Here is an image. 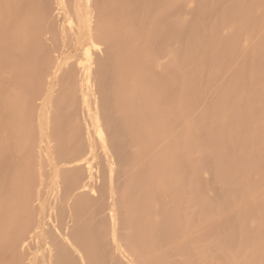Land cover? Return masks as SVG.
Listing matches in <instances>:
<instances>
[{
    "label": "bare ground",
    "instance_id": "bare-ground-1",
    "mask_svg": "<svg viewBox=\"0 0 264 264\" xmlns=\"http://www.w3.org/2000/svg\"><path fill=\"white\" fill-rule=\"evenodd\" d=\"M47 1L0 0V264H99L101 205L123 264H264V0H51L36 73Z\"/></svg>",
    "mask_w": 264,
    "mask_h": 264
},
{
    "label": "rangeland",
    "instance_id": "rangeland-1",
    "mask_svg": "<svg viewBox=\"0 0 264 264\" xmlns=\"http://www.w3.org/2000/svg\"><path fill=\"white\" fill-rule=\"evenodd\" d=\"M55 10V8H54V4H53V2L51 1V0H49V1H47V5H46V9H45V11H46V22L45 21H43L44 22V25H43V30L44 31H46L47 33H45L43 30H42V32H44V34H46V41L44 40V42L43 41H41V43L40 44H43V47H42V50L39 52V51H37V54H36V73H38L40 70H42L43 68L41 67L42 65H41V63L40 64H38L39 63V61H43V54L44 53H42L43 51L47 54V53H49L50 55H51V58L52 59H54L55 57H57L59 54L58 53H56L57 51H59V53H60V49H58L57 50V47H59V48H62L63 46H62V44H64V43H68L69 41L68 40H63L62 39V36H61V31H62V29H64V30H66V32H67V27L69 26L68 25V23L67 22H65V21H63L62 20V18H61V16H59V15H57L56 14V12L54 11ZM46 24V25H45ZM45 26V27H44ZM61 40V41H60ZM43 42V43H42ZM62 42H64V43H62ZM62 43V44H61ZM69 44H70V42H69ZM72 46V45H71ZM71 46H70V48H71ZM45 48V49H44ZM68 49L69 47H68V44H67V46H66V44L64 45V49ZM102 47H99V49H101ZM40 49H41V47H40ZM48 51V52H47ZM52 52V53H51ZM72 53L74 54V53H76V50H73L72 51ZM40 54H41V57H40ZM52 55H54L53 57H52ZM57 55V56H56ZM40 68V69H39ZM44 70V69H43ZM40 72H42V71H40ZM43 72H45V70L43 71ZM43 74V73H42ZM40 75H41V73H40ZM40 75H37V77L38 76H40ZM44 75L45 74H43V77H44ZM41 77V76H40ZM40 77H39V79H40ZM43 77H41V81L40 82H43L44 80H43ZM28 91H29V89H28ZM29 92H31V91H29ZM31 94V93H30ZM29 94V95H30ZM32 95V94H31ZM30 95V96H31ZM75 111H76V108H75ZM75 111H74V114H75ZM73 113V112H72ZM71 114V112L70 111H68V113H67V115H70ZM76 114H77V112H76ZM36 169H37V166H36ZM95 175H99V173H98V171H96L95 172ZM36 179H37V181H38V176H37V170L35 171V175H34V180L36 181ZM35 187L34 188H37V190L38 189H41L42 190V187H43V185L41 186V185H39L38 184V182H35ZM39 186V187H38ZM35 195V194H34ZM36 197H34V199H35ZM35 200H37V199H35ZM41 201V200H40ZM40 201L39 200H37V201H33V207H34V209H33V212L34 213H36L35 215L37 216L39 213V206L41 205V204H43V203H40ZM37 204L36 206H35V204ZM48 203H51V202H48ZM47 205V204H46ZM52 205L50 204V206L49 207H51ZM48 206H46V208H47ZM50 209V208H49ZM37 210V211H36ZM45 211V216H43L42 215V217L44 218L43 219V228L45 229V228H47L48 229V226H46L47 225V223H48V221H50V219H49V217L47 216V214H46V210H44ZM53 210L51 209V211L50 212H52ZM49 211L47 210V213H48ZM49 212V213H50ZM105 212H106V210H105V208H104V206L103 205H101L100 206V208H99V213H98V219H97V224H96V226L98 227V229H99V227H101L102 229H103V231H105V238H106V242L108 243L107 244V247H104L103 245H102V243L98 240V246H97V249H98V255H99V264H123V263H121L117 258H115L114 257V255H113V252H112V250H111V246H110V241H109V235H108V228H109V226H108V220H107V216L105 215ZM44 213V212H43ZM34 217V216H33ZM35 218H33V220H34ZM46 223V225H45V223ZM123 243V242H122ZM22 250H25V251H20L19 250V252L21 253V252H26V253H28L29 254V252H27V250L26 249H22ZM122 250V249H121ZM122 252L123 253H125L129 258H130V256L127 254V252H126V249L123 247V250H122ZM24 253H22V254H24ZM25 253V254H26ZM22 254H20V256L23 258V256L25 255H22ZM28 254H26L28 257H29V255ZM27 257V258H28ZM24 258H25V260H24V262H27L26 261V257L24 256ZM21 261H22V259H21ZM23 262V261H22ZM21 262V263H22ZM23 262V263H24ZM22 263V264H23ZM24 264H26V263H24Z\"/></svg>",
    "mask_w": 264,
    "mask_h": 264
}]
</instances>
